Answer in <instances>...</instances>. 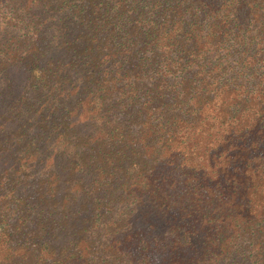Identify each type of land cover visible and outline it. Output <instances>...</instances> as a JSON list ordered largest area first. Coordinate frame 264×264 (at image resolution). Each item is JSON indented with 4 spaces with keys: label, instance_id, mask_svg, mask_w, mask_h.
Listing matches in <instances>:
<instances>
[{
    "label": "trees",
    "instance_id": "obj_1",
    "mask_svg": "<svg viewBox=\"0 0 264 264\" xmlns=\"http://www.w3.org/2000/svg\"><path fill=\"white\" fill-rule=\"evenodd\" d=\"M0 264H264V0H0Z\"/></svg>",
    "mask_w": 264,
    "mask_h": 264
}]
</instances>
